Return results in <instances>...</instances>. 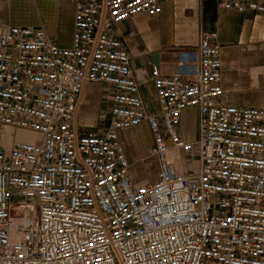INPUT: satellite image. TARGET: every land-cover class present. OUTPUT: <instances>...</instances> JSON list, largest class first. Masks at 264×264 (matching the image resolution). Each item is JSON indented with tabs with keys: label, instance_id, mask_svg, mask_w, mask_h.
Listing matches in <instances>:
<instances>
[{
	"label": "built area",
	"instance_id": "2783aa9c",
	"mask_svg": "<svg viewBox=\"0 0 264 264\" xmlns=\"http://www.w3.org/2000/svg\"><path fill=\"white\" fill-rule=\"evenodd\" d=\"M48 1L75 4L70 46L40 26L0 31V264H264V107L222 102L216 35L201 32L172 76L152 66L150 114L112 32L174 0ZM200 1L264 18V0ZM93 83L110 91L108 124L81 133ZM189 108L195 142L180 130ZM144 123L158 173L138 185L118 133ZM175 152L197 165L177 172Z\"/></svg>",
	"mask_w": 264,
	"mask_h": 264
},
{
	"label": "crops",
	"instance_id": "0c3cea01",
	"mask_svg": "<svg viewBox=\"0 0 264 264\" xmlns=\"http://www.w3.org/2000/svg\"><path fill=\"white\" fill-rule=\"evenodd\" d=\"M74 15L75 4L69 1L0 0V31L12 25L40 26L52 40L68 47L72 43ZM203 31L214 33L222 48V85L225 91L222 102L229 106L264 107V18L255 13L226 10L212 1L174 0L163 5L159 16L131 18L118 24L112 32L132 57V70L150 114H155L150 110V104L158 107L151 74L152 58L158 56L156 66L162 75L176 74L181 52L196 49ZM109 92L99 83L86 86L79 97L74 120L79 132H94L99 125L105 127L108 124L111 110ZM87 116H90V123L86 121ZM198 123L197 109L184 111L180 130L186 141H196ZM134 129L142 130L149 138L140 155H136L133 141L126 138ZM118 135L130 162L140 165L144 179H148L144 162L153 159L149 155L152 136L148 124L120 131ZM177 153L180 159L176 158ZM170 158L174 169L180 173L191 171L197 165L183 152H175ZM190 162L193 164L191 169L188 167ZM143 180L137 179L136 184H142Z\"/></svg>",
	"mask_w": 264,
	"mask_h": 264
},
{
	"label": "rangeland",
	"instance_id": "374dc122",
	"mask_svg": "<svg viewBox=\"0 0 264 264\" xmlns=\"http://www.w3.org/2000/svg\"><path fill=\"white\" fill-rule=\"evenodd\" d=\"M149 108L150 110H154L153 113H158L159 112V106L156 107V105H149ZM86 121L88 123H90V116H87L86 118ZM98 128H102V125ZM97 129V127H96ZM13 131L10 130L8 132V134L10 135ZM8 135V137H9ZM121 140L123 139L122 135H121ZM126 138L128 140H132L133 144H132V147L134 146L135 147V151H136V155H140L142 152H143V149H144V146H145V143L147 144L148 141H149V138L147 136L146 133H143L142 130H139V129H134V130H131L129 132L128 135H126ZM17 140H20V138H18ZM3 144L4 145H8L9 147L12 145L10 143H8L6 140L3 141ZM130 145H131V142H130ZM176 158L177 159H180L178 153L176 154ZM145 163V168H146V172H147V175H148V179H144V171L142 168H140V165H133V172L137 174L138 176V179L142 182V180L144 179L145 182H148L149 180H154L157 173H158V167L157 165L155 164V161H153V159H148L147 162H144ZM193 166V164L190 162L188 163V167L191 169ZM143 180V181H144ZM139 181V182H140Z\"/></svg>",
	"mask_w": 264,
	"mask_h": 264
},
{
	"label": "water",
	"instance_id": "95a60500",
	"mask_svg": "<svg viewBox=\"0 0 264 264\" xmlns=\"http://www.w3.org/2000/svg\"><path fill=\"white\" fill-rule=\"evenodd\" d=\"M152 60H153L154 65H157V64L159 63V59H158V56H157V55H155V56L152 58Z\"/></svg>",
	"mask_w": 264,
	"mask_h": 264
}]
</instances>
